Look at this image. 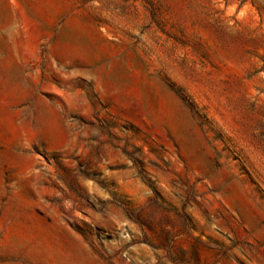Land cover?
<instances>
[{"label": "rangeland", "instance_id": "rangeland-1", "mask_svg": "<svg viewBox=\"0 0 264 264\" xmlns=\"http://www.w3.org/2000/svg\"><path fill=\"white\" fill-rule=\"evenodd\" d=\"M0 264H264V0H0Z\"/></svg>", "mask_w": 264, "mask_h": 264}]
</instances>
